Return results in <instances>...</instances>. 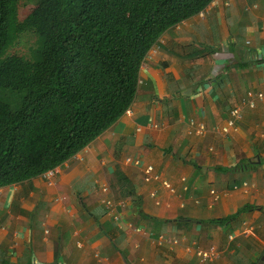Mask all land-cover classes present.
<instances>
[{"label": "crops", "instance_id": "0c3cea01", "mask_svg": "<svg viewBox=\"0 0 264 264\" xmlns=\"http://www.w3.org/2000/svg\"><path fill=\"white\" fill-rule=\"evenodd\" d=\"M256 92L264 0H213L167 29L141 64L130 113L52 175L0 187V264H264ZM239 103L243 116L225 130ZM148 164L160 179L144 180ZM107 196L125 203L118 219L101 203ZM244 223L254 226L248 236ZM210 245L219 255L203 261L195 249Z\"/></svg>", "mask_w": 264, "mask_h": 264}, {"label": "trees", "instance_id": "16d2710c", "mask_svg": "<svg viewBox=\"0 0 264 264\" xmlns=\"http://www.w3.org/2000/svg\"><path fill=\"white\" fill-rule=\"evenodd\" d=\"M19 1L0 0V187L56 168L113 125L149 50L213 0H36L23 20ZM25 32L30 55L9 54Z\"/></svg>", "mask_w": 264, "mask_h": 264}, {"label": "built area", "instance_id": "2783aa9c", "mask_svg": "<svg viewBox=\"0 0 264 264\" xmlns=\"http://www.w3.org/2000/svg\"><path fill=\"white\" fill-rule=\"evenodd\" d=\"M250 95H252L250 93ZM258 96L259 99H261L264 96L263 92H256L253 94L251 100L249 101V103L254 106L255 105V100L254 97ZM243 108L242 105L239 103L237 105H235L231 110H230V117L228 118L227 121V126L225 127V130H227L229 127L235 125L236 121L239 120L242 116H243ZM125 112L130 113L131 112V107H129ZM199 126L194 130L195 133L202 135L206 132V128L204 126V124L199 123ZM128 160L130 161V158H128ZM135 163H138V161H136ZM49 174H52V171H50ZM48 174V175H49ZM144 180L145 181H150L152 179H160L161 175L160 173H158L154 166L152 164H148L144 166V174H143ZM163 184L169 188H172V186L170 185V183H168V181H163ZM245 184H247L245 182ZM187 186H184L185 189ZM103 190L107 191L108 190V185H104L103 186ZM213 192V196L214 199H219V195L220 193L215 191ZM156 192L151 193L152 196H155ZM101 202L105 205V207L107 208L109 214L113 215V217L115 219H118V213H117V208L119 206H123L125 203L123 200H116L114 197H103ZM254 231V226L252 224L249 223H244L242 228H241V234L244 236H248L251 233H253ZM230 238H233V235L230 236ZM175 242H177V239L174 240ZM196 254L203 260V261H212L215 260V258L218 257L219 255V249L217 248L216 245H210L208 247H201V246H197L195 249Z\"/></svg>", "mask_w": 264, "mask_h": 264}, {"label": "rangeland", "instance_id": "374dc122", "mask_svg": "<svg viewBox=\"0 0 264 264\" xmlns=\"http://www.w3.org/2000/svg\"><path fill=\"white\" fill-rule=\"evenodd\" d=\"M36 0H20L18 7L19 20H23L35 7ZM36 36L30 32H25L19 36L13 46L8 49L9 54H19L29 56L31 47L35 46Z\"/></svg>", "mask_w": 264, "mask_h": 264}, {"label": "clouds", "instance_id": "9594fccd", "mask_svg": "<svg viewBox=\"0 0 264 264\" xmlns=\"http://www.w3.org/2000/svg\"><path fill=\"white\" fill-rule=\"evenodd\" d=\"M50 171H52V174H53V172H54V169H51V170H49V171H47V172H45L44 173V176H48V174L50 173ZM52 174H49V175H52ZM245 184V183H244ZM246 185V184H245ZM102 203V202H101ZM103 204V203H102ZM104 205V204H103ZM105 206V205H104ZM124 206V205H123ZM106 210H107V208H106ZM107 212H108V210H107ZM109 213V212H108ZM242 235V234H241ZM244 236V235H243Z\"/></svg>", "mask_w": 264, "mask_h": 264}, {"label": "water", "instance_id": "95a60500", "mask_svg": "<svg viewBox=\"0 0 264 264\" xmlns=\"http://www.w3.org/2000/svg\"><path fill=\"white\" fill-rule=\"evenodd\" d=\"M258 162H261V158L260 157H258ZM262 259H264V256H263ZM260 264H261V262H260Z\"/></svg>", "mask_w": 264, "mask_h": 264}]
</instances>
